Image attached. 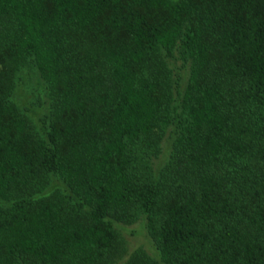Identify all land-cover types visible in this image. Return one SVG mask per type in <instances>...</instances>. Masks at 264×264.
<instances>
[{
    "label": "trees",
    "instance_id": "16d2710c",
    "mask_svg": "<svg viewBox=\"0 0 264 264\" xmlns=\"http://www.w3.org/2000/svg\"><path fill=\"white\" fill-rule=\"evenodd\" d=\"M138 221L126 264H264V0H0V264H113Z\"/></svg>",
    "mask_w": 264,
    "mask_h": 264
},
{
    "label": "rangeland",
    "instance_id": "374dc122",
    "mask_svg": "<svg viewBox=\"0 0 264 264\" xmlns=\"http://www.w3.org/2000/svg\"><path fill=\"white\" fill-rule=\"evenodd\" d=\"M173 57L169 59L170 69L172 71V80H176L175 70L179 66L177 55L174 52ZM17 108L25 114L36 127H39V121L47 113V102L45 97V87L37 73L26 66L20 70L17 76L16 89L12 98ZM166 142L162 143L164 150ZM162 155L152 161L155 167L161 162ZM118 243L117 257L113 264H126L130 257L136 255H146L152 258L153 249L146 236L142 221L130 225H118Z\"/></svg>",
    "mask_w": 264,
    "mask_h": 264
}]
</instances>
